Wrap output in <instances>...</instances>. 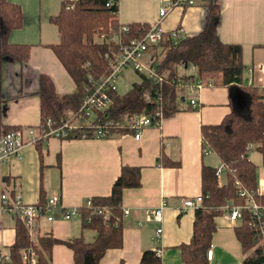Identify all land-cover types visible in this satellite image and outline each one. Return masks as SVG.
Masks as SVG:
<instances>
[{"label": "crops", "instance_id": "obj_1", "mask_svg": "<svg viewBox=\"0 0 264 264\" xmlns=\"http://www.w3.org/2000/svg\"><path fill=\"white\" fill-rule=\"evenodd\" d=\"M19 5L22 25L12 30L8 41L29 45L28 58L20 64L5 59L1 67L3 122L7 125L35 127L39 123L37 78L47 75L58 94L73 91L74 84L54 56L50 44L58 42V33L48 17L57 13L61 0H8ZM220 9L216 28L218 39L238 44L243 71L241 82L264 87V0H213ZM169 0H117V24H152L158 9ZM205 9L200 0L191 5L174 6L160 22L163 32L178 26L184 35L197 33ZM187 73H193L189 68ZM185 93V91H184ZM196 108L187 100L177 104V111L161 118L156 127L144 128L138 139L131 133L106 138L80 137L40 141L41 163L35 145L25 146L18 159L0 162V192L20 193L26 203L42 201L58 193L63 207L84 206L87 198L106 196L121 165L140 169V185L122 191L121 245L107 249L98 264H137L143 250H157L161 264H184L177 246L188 241L194 209H180V199L200 193V165L216 168L219 160L212 152L202 154L200 125L218 123L229 112L225 86L203 85L196 92ZM163 153L177 166L162 167L156 158ZM258 155L256 156V154ZM58 156V158H57ZM248 158L256 167L257 186L264 185L263 151L252 150ZM221 178V179H220ZM223 182V177H219ZM218 179V180H219ZM162 198L167 204L161 223L145 218V210L156 207ZM56 215V214H55ZM207 264H242L243 254L233 228L238 221H229L224 212L214 217ZM161 227L158 236L155 229ZM35 234L50 233L64 240L80 233V218H40ZM92 235L90 236V238ZM14 239V220L0 218V259L8 257ZM50 264H71V252L62 244L51 248Z\"/></svg>", "mask_w": 264, "mask_h": 264}, {"label": "trees", "instance_id": "obj_2", "mask_svg": "<svg viewBox=\"0 0 264 264\" xmlns=\"http://www.w3.org/2000/svg\"><path fill=\"white\" fill-rule=\"evenodd\" d=\"M200 4L205 14L197 33L184 35L176 42L164 33L160 41L148 49V63L154 64L156 74L161 78L159 82L152 83L144 75L137 74L139 80L131 83L126 92L111 95V105L104 112V116L115 124H127L134 114H152L155 111L164 118L177 111V104L185 94L183 86L177 81L199 80L204 84L227 87L229 112L218 123L199 127L201 152L210 151L217 157L222 167L220 177L224 180L219 182L215 168L200 165L199 195L203 197L202 206L193 211L188 241L177 246L184 264H207L206 251L215 230L213 219L231 205H242L245 197L239 193L250 196L256 204L264 207V185L260 192L256 191V167L248 158L251 147L252 150L263 151L264 88L241 82L243 64L240 46L221 42L216 34L220 19L218 4L213 0H200ZM116 11L117 0H61L57 13L48 17L59 38L57 43L48 47L72 80L74 89L58 94L52 80L45 74H39L35 91L38 97V125H45L47 119L51 127L64 122L68 111H77L86 89L109 71L108 58L117 52V46L96 41L94 37L107 32L109 27L118 29ZM21 25L19 5L0 0V136L21 128L3 122L5 100L1 93L3 61L11 59L23 64L28 58L29 45L8 41L10 32ZM125 25L128 30L120 34L122 42L140 37L149 26ZM189 68L193 69V73H187ZM125 132L130 133L126 128L115 126L109 130V136ZM80 137H94V129L80 126L66 139ZM34 145L41 163L40 142ZM156 162L162 167L178 165L161 152ZM139 178V167L121 165L109 194L92 196L90 207L78 209L80 233L77 236L60 240L46 233L36 235L32 241L23 223L14 220V239L8 248L7 259H0V264H27L21 260V252L29 248L35 254L33 264H50L51 248L56 244L70 250L71 264H98L105 250L121 245L122 191L138 187ZM96 209L102 210L97 213ZM105 211L107 217L104 219ZM251 223L249 212L243 209L238 224L233 228L243 254L242 264H264V246L255 242V229ZM84 230L92 232L89 240L84 238ZM137 264H161V261L156 250H143Z\"/></svg>", "mask_w": 264, "mask_h": 264}, {"label": "built area", "instance_id": "obj_3", "mask_svg": "<svg viewBox=\"0 0 264 264\" xmlns=\"http://www.w3.org/2000/svg\"><path fill=\"white\" fill-rule=\"evenodd\" d=\"M109 2V1H108ZM193 0H169V2L160 6L158 9V17L149 24L148 29L137 38H131L126 42L121 41V33H126L128 26L119 24L117 30L108 28L107 32L98 33L95 36L96 41L115 44L117 52L111 54L108 58L109 71L101 76L93 86L86 89V92L80 102V105L75 113L68 111L67 117L61 124L51 127L50 120L47 119L45 125H37L35 127H21L10 130L0 136V162H9L11 159H18L21 150L27 145H34L37 142H44L47 138L54 137L64 139L74 130L80 126H89L94 129V137L106 138L109 136V130L112 127L126 128L132 134L134 139L140 137V133L144 128L156 127L159 125L161 115L158 111L152 114H134L129 118L127 124H115L114 121L106 118L104 112L111 105V95L116 92V83L126 68H130L136 74L144 75L152 83H158L161 79L155 71L154 64L148 63L146 56L147 51L153 45H156L162 34L167 33L169 38L176 42L184 36L182 27L178 26L163 32L160 28L161 20L174 6L191 5ZM109 3H106L108 5ZM116 14V12H115ZM177 83L183 86L185 94L182 96L183 100H187V105L191 109L196 106V92L204 84L199 80L184 81ZM264 88V87H263ZM252 151L249 150V152ZM222 167L219 165L215 168V175L220 177ZM263 188V187H262ZM260 184L256 186V191L260 192ZM240 196L245 197L243 204L231 205L225 208V213L229 221H239L241 218V211L246 209L251 217L252 226L255 229L254 240L258 244L264 246V207L256 204L250 196L239 193ZM202 195L194 197H185L180 199V209H195L202 206ZM167 204V198H162L156 207L145 210V218L151 219L157 223H161L162 210ZM84 206L90 207L91 200L87 198ZM79 208L69 207L65 208L60 203V196L58 193H51L47 195L42 201L35 203H26L22 200L20 193L10 194L8 192H0V218L3 215L11 216L13 220H20L32 241L35 240V223L43 218L47 222H52L55 219L70 220L73 217L79 216ZM102 209H96V212H101ZM105 210V209H103ZM56 214V215H55ZM127 214V210L122 211V215ZM107 217L105 211L104 219ZM161 232V227L155 229V235ZM156 254L159 256L158 251ZM211 250L206 251V259L210 260ZM7 259V258H6ZM21 260L27 264H33L35 261V254L32 249H25L21 252Z\"/></svg>", "mask_w": 264, "mask_h": 264}, {"label": "rangeland", "instance_id": "obj_4", "mask_svg": "<svg viewBox=\"0 0 264 264\" xmlns=\"http://www.w3.org/2000/svg\"><path fill=\"white\" fill-rule=\"evenodd\" d=\"M94 39H95V37H94ZM157 52H158V49H157ZM138 80H139V76L135 72H133L130 68L124 69L122 71V73L120 74L118 80H117L116 93L117 94H123L124 92H126L128 90L131 83L137 82ZM257 155H258V153L256 154V156ZM220 179H219V182H220ZM91 235H92L91 231H89V230L83 231V236L85 239L89 240Z\"/></svg>", "mask_w": 264, "mask_h": 264}]
</instances>
